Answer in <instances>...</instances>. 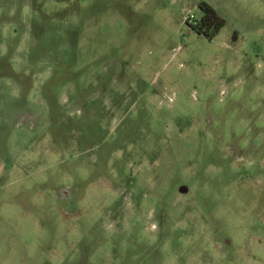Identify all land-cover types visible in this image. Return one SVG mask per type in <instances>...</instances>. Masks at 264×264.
Instances as JSON below:
<instances>
[{
	"label": "rangeland",
	"instance_id": "obj_1",
	"mask_svg": "<svg viewBox=\"0 0 264 264\" xmlns=\"http://www.w3.org/2000/svg\"><path fill=\"white\" fill-rule=\"evenodd\" d=\"M0 264H264V0H0Z\"/></svg>",
	"mask_w": 264,
	"mask_h": 264
},
{
	"label": "trees",
	"instance_id": "obj_2",
	"mask_svg": "<svg viewBox=\"0 0 264 264\" xmlns=\"http://www.w3.org/2000/svg\"><path fill=\"white\" fill-rule=\"evenodd\" d=\"M205 15L200 19L199 28L208 38H214L221 27L224 25V19L212 7L204 8Z\"/></svg>",
	"mask_w": 264,
	"mask_h": 264
},
{
	"label": "flooded vegetation",
	"instance_id": "obj_3",
	"mask_svg": "<svg viewBox=\"0 0 264 264\" xmlns=\"http://www.w3.org/2000/svg\"><path fill=\"white\" fill-rule=\"evenodd\" d=\"M203 34V33H202ZM66 195H65V200H71L72 198H71V196L70 195H68L67 193H65Z\"/></svg>",
	"mask_w": 264,
	"mask_h": 264
}]
</instances>
